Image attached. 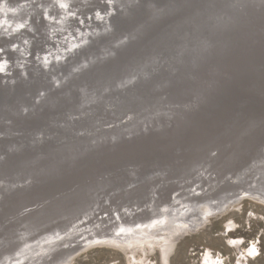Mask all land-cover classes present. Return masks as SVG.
I'll return each instance as SVG.
<instances>
[{
	"label": "water",
	"instance_id": "obj_1",
	"mask_svg": "<svg viewBox=\"0 0 264 264\" xmlns=\"http://www.w3.org/2000/svg\"><path fill=\"white\" fill-rule=\"evenodd\" d=\"M51 1L0 0L20 6L21 17L31 10L35 25L10 35L0 29V60L10 68L0 72V260L86 212L113 224L122 206H158L196 182L208 198L254 187L264 172L250 169L264 158V0H74L68 30L89 42L45 65L46 52L68 47L69 34L51 36ZM144 102L161 111L131 132L114 139L116 130L96 129L122 126ZM57 245L45 264L66 254L72 264L89 248L81 240Z\"/></svg>",
	"mask_w": 264,
	"mask_h": 264
},
{
	"label": "bare ground",
	"instance_id": "obj_2",
	"mask_svg": "<svg viewBox=\"0 0 264 264\" xmlns=\"http://www.w3.org/2000/svg\"><path fill=\"white\" fill-rule=\"evenodd\" d=\"M54 1L59 3L64 11L60 17L55 16L49 11L52 6L51 2ZM75 1L52 0L44 7L47 19L52 21L50 32L53 40L60 42L61 37H65L69 34L68 37L63 39V41L66 40L68 47L62 49V52L57 53L55 56H47L50 52H46L47 54L44 55L45 65H48L52 59H56L57 61L65 59L69 56L67 49L74 50L89 42L88 35L84 34L83 31L79 32L83 37L78 39L68 30L70 16H75V8H77L72 4V2L76 3ZM82 1L87 3L88 0ZM25 6L28 7L30 5L26 3L23 5V9ZM20 9V6L16 7L6 2H0L1 33L10 35L18 34V32L21 33L24 29L34 30V22L32 18L30 19L31 10L28 12L29 15L21 17L22 13H20ZM98 16L100 19H106L103 13L98 12ZM87 32L89 34L92 31L88 30ZM59 33L60 35H58ZM23 41L26 42L27 45L30 44V40L26 37L23 38ZM22 52L24 58H27L26 56L30 53L24 47ZM1 61L2 60H0V72L8 74L10 70V68L6 67V65H8V60H4L3 63H1ZM54 78L56 79V84H59L60 80L56 75H54ZM124 94L126 93L124 92ZM122 98L124 100L123 96ZM145 102L143 107L146 110L141 108V110L138 111L135 110L133 106L123 118L127 120L122 126L117 127L115 122H110L96 126V129H100L103 133L116 130V133H113L114 139L118 136L117 134L122 133V129L124 131L130 130L131 132V130L136 128L145 118L149 117L151 119L154 115L157 116L161 111L160 107L152 108L153 104L149 105ZM125 108L127 107H124V105H122V108L116 107L117 111H121L116 114L123 115ZM25 109L27 108L25 107ZM142 109L145 111V116H141L143 115ZM166 111L165 109V113ZM91 131L94 130L87 129V133L90 134ZM79 133H81V131ZM258 165L264 166L263 157H261V159L258 158L250 169ZM250 169H243L240 171L237 176H235V181L238 183L242 182L245 178V173ZM261 171L254 176L252 181L254 187L250 189L240 188L237 196L231 195L232 189H222L215 197L208 198L206 196L207 193H205V188L208 187L205 186L204 188L203 185L201 186V184H197L198 182H196L191 186H183L180 189L181 192H178L179 190L175 191L169 201L158 204V206L153 204L151 200H148L147 203L137 201L129 205V207L122 206V218L117 214L119 222L112 221L113 224H109L110 221L108 222L103 215L101 217L95 216L94 219L90 220V214L86 212L76 218L73 225L68 227L66 231H52L39 237L30 238L25 241L18 250L6 252L0 260V264H45L43 260L50 251L49 247L51 243L56 241L58 244L57 246L60 248L79 240L82 241V244H88V249L108 247L118 251L124 254L125 260L128 261L129 264H171V258L174 256L179 243L185 238L196 235L204 230L206 227L205 225L210 219L217 217L222 218L232 212H242L243 207L241 206L244 201H251L264 207V172ZM204 174L206 175V173ZM198 185H200V187ZM2 186H4V184L0 183V187ZM155 189L156 187L152 188V192L155 191ZM1 197L0 192V198ZM139 199H141V197H139ZM145 208H147V212L144 210ZM135 212L139 214H134ZM230 226L229 223L225 224V228L227 229L225 232L228 233L225 234V237H227L226 243L228 246L238 253H236L238 255L236 264H249V259L252 258L254 260V258L260 255L258 249L255 244H253L252 248L243 250L245 239H233L229 236L231 231H237L240 227L237 225H233V227ZM26 234H28V232H26L24 236H26ZM205 252L201 258L202 264H225L223 257H221L222 255L215 256L213 254L214 252L210 250ZM157 254L160 255L158 258L159 262H154L152 258L157 257ZM67 258V254L64 256L61 255L50 264H66L65 261ZM154 260L157 261L156 259Z\"/></svg>",
	"mask_w": 264,
	"mask_h": 264
},
{
	"label": "rangeland",
	"instance_id": "obj_3",
	"mask_svg": "<svg viewBox=\"0 0 264 264\" xmlns=\"http://www.w3.org/2000/svg\"><path fill=\"white\" fill-rule=\"evenodd\" d=\"M241 207L242 212H232L222 218L210 219L204 230L182 240L170 263L202 264L204 252L210 250L215 256L222 255L225 264H236L238 253L226 243L225 234L228 233L225 232L227 230L225 224L229 223L232 227L233 225L240 227L237 231H231L229 236L233 239H245L243 250L252 248L253 244L258 249L260 255L254 260L249 259V264H264V207L251 201H244ZM157 255L152 258L154 262H159L160 255ZM72 264H129V262L118 251L108 247H96L78 255Z\"/></svg>",
	"mask_w": 264,
	"mask_h": 264
}]
</instances>
